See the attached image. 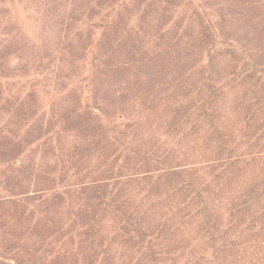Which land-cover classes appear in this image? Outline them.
I'll use <instances>...</instances> for the list:
<instances>
[{
    "label": "trees",
    "instance_id": "trees-1",
    "mask_svg": "<svg viewBox=\"0 0 264 264\" xmlns=\"http://www.w3.org/2000/svg\"><path fill=\"white\" fill-rule=\"evenodd\" d=\"M163 1L166 7L162 12L167 20L151 27L143 20V12L132 22L136 17L134 12L139 11L135 8L144 3L142 0L99 2L97 6L103 10H92L84 16L89 18V31L76 34L79 41L76 51L82 54L75 59L72 47L69 55L74 67L77 63L87 67L85 56L92 58L85 79H79L78 75L72 78L74 71L66 76V70L60 66L51 70L39 55L28 57L20 70L4 69L6 61H0V111L3 113H10L12 109L15 114L13 107L17 106L30 114V108L36 105L34 89L41 78L53 76L57 88L52 96L54 118L39 127L35 137L31 136L33 140L27 141L29 146L43 147L56 135V128L60 132L75 129L81 138L97 137L98 140L93 149L84 150L85 154L79 156L73 167L99 161L96 168L85 167L68 174L34 168V158L26 157L20 162L19 171L10 176L35 180L43 188L29 191L19 184L5 182L7 186L0 203L26 208L37 218L49 213L54 203H68L71 221L65 237L69 240L73 264H260V257L264 255V179L251 180L227 197L230 200L224 211L226 218L233 219L241 213L247 216L242 230L229 235L228 230H220L227 225L217 223V217H222L216 215L210 220L206 214L217 194L199 176L208 173L217 174L215 179L224 175L232 178L238 171L250 170L264 161V116L259 118L260 114L264 115V0H227L225 11L215 9L214 0ZM54 5L51 9L58 7ZM168 28L173 33L171 41L180 44L186 40V32L192 31L190 38L193 34L191 40L197 49L195 58L188 53L181 61V76L186 77L181 79L183 91L175 94L176 80L166 82L159 74L151 73L146 75L148 78L144 76L147 85L136 75L132 89L104 93L100 98L99 91L109 79L108 68L117 67L125 72L126 68L136 67L137 73H143L148 63L142 58L150 59L153 52L163 47ZM103 39L109 41L108 46L101 42ZM116 39L127 42L130 39L129 51L134 58L116 65H108L106 59L101 62L99 51L113 47ZM144 46L147 51L142 50ZM189 46L190 42L184 43L185 49ZM99 64L106 70H100ZM154 68L160 69L155 65ZM143 90L144 97L137 106H132V93ZM230 92L235 95H228L234 98L229 97L227 104L236 106L233 110L221 111L225 95ZM170 94H183L182 103L188 100L189 104L175 108L165 136L169 138L173 134L182 143L187 136L197 137L201 124L214 121L229 124L224 129L230 134L226 137L237 134L242 142L235 149L216 143L215 152L203 154L207 156H202V161L197 163L190 162L194 154L182 155L177 143L179 154L175 157L171 147L174 143L162 154H159L160 142L132 148V140L145 120L143 116L137 118L138 110L147 109L156 101H167ZM55 104L60 106L57 108ZM238 111L243 114L242 122L235 117ZM94 116L101 123L91 126L88 121ZM6 135L16 138L17 132ZM101 149L96 159L95 151ZM16 162L15 157L0 154V170L7 171ZM155 212L160 216L155 217ZM198 219L201 225L194 230L193 223ZM25 221L23 218L22 224ZM174 244L177 247L171 252L169 246ZM208 244L209 248L203 247ZM43 251L40 248L35 253ZM61 254L63 247L60 251L47 252L43 259L52 260L50 257L54 256L58 259ZM31 264H36L35 260Z\"/></svg>",
    "mask_w": 264,
    "mask_h": 264
},
{
    "label": "rangeland",
    "instance_id": "rangeland-1",
    "mask_svg": "<svg viewBox=\"0 0 264 264\" xmlns=\"http://www.w3.org/2000/svg\"><path fill=\"white\" fill-rule=\"evenodd\" d=\"M10 1H12V5H10ZM142 1L144 3L135 8L139 11L134 12L136 17L132 19L133 24L135 19L140 17L141 12H143V17L145 18L143 20H146L148 27L154 24H164V20H167V18L163 15L162 10H165L166 3L163 0ZM99 2H108V0H0V61H6L4 69L8 67L9 69L20 70L25 65L28 57L39 55V57L44 59V65L51 66V70L60 66L66 70L67 75L64 74L66 76L71 75L70 72L74 71V74L71 76L72 78L77 75L79 79L87 78L91 68L89 63L92 58L90 59V56H85V63L88 64L87 67L80 63H77L74 67L69 51L72 47L75 48L72 54L75 59H77L76 55L82 54L77 52L79 41L76 38V34L80 35V31L82 30L85 33L89 31L87 29V20L89 18L84 16H87L92 10L94 12L103 10L97 6V4H100ZM54 3L55 5L58 4V7L51 9V5ZM87 3L89 4L87 5ZM213 3L216 4L215 9L222 8L225 11L228 7L227 0H214ZM78 20L80 21L77 25L76 22ZM80 26L81 29H78ZM191 33L192 31H187L185 35L186 40L183 41V44H180L181 42L171 41L173 33L168 28L163 47L153 52L150 59L142 58L145 63H148L143 73L138 72L140 73L138 74L135 71L136 67L126 68L125 72L117 67L115 69L108 68L110 70L107 73L109 79L106 81L105 87L99 91V97L101 98L104 93L113 94L132 89L134 81L137 78L136 75H140V82L147 85V76L151 73L159 74L158 76L166 82L176 80L174 83V86L177 87L175 94L183 91L181 79H186V77L181 76V61H183V57L188 53L193 58L197 56L196 46L191 40L193 39V34L190 38ZM101 42L104 43V46L109 45V41L106 39H103ZM129 42L124 39H116L113 47L102 48L99 51V54L102 56L101 62L106 59L108 65H116L118 62L134 58L129 51ZM186 42H190V46L187 49L184 48V43ZM177 45H179L178 48H175ZM142 50L147 51V48L144 46ZM137 58L135 57V59ZM97 64L98 61L94 66ZM99 65L100 70H106L102 64ZM154 65L160 67V69H155ZM81 66L84 69L81 70ZM56 90L53 76L41 78L40 84L34 89L36 105L30 108V114L22 111L23 109L17 106L13 107L15 114L12 112V109L9 111L10 113L0 111V154H8L17 160L15 164H11L9 170H0V198L5 194L3 189L6 188L7 182L19 184L23 188H28L29 191L43 188V184L37 183L35 180H25L22 177L17 179L14 176H10L11 173L19 171V166L22 164L20 162L24 161L26 157L34 158L32 162L34 168L38 166L43 170H54L56 173L71 174L85 167L90 170L99 165L98 161L92 164L85 163L80 165V163L76 165L78 167H73L72 164L80 159L79 156L85 154L84 150L87 148L93 149L98 140L97 137L90 140L81 138L75 129L60 132L56 128V135L51 137V140L43 147L33 148L29 146V140H33V137L36 135L35 132L38 131L39 127L46 125L47 121H52L54 118L52 96L55 95ZM175 94H170L171 98L167 101L154 102L150 106H147V109H143L144 111L142 109L138 110L137 113L140 116L137 118L143 116L145 120L143 121V125L141 124L142 128L132 140V148H138L140 145L149 147L155 142H160L159 154H162L167 146L172 145L171 143H177L182 148L180 153L182 155L194 154L190 162L197 163L202 161V156H207L203 154L215 152L216 143L217 145L224 143V147L235 149L242 142L237 134H234L232 137H226V135L230 134L227 131L224 132V129L229 124L226 122H217L215 124L214 121L212 123L201 124L198 136H187L182 143H179L180 137L173 136V134L169 138L165 136L167 126L175 114L177 107L181 104H189L188 100L182 103V99L180 98L185 93L180 95ZM231 94L234 93L230 92L225 95V102L220 106L221 111L223 108L229 110L235 108L236 105L230 106L227 104L229 97L234 98V96H228ZM143 97L144 90L137 94L133 92L130 100L132 101V106H137ZM55 105L57 108L60 106V104ZM172 109L173 111L170 113ZM17 111L21 113L19 116H16ZM263 116L260 114V120ZM235 117L238 121H243V114L240 111L235 114ZM88 122L91 126L101 123L96 116ZM67 127L70 126L67 125ZM11 131L17 132L16 138L6 135ZM177 144L171 146L174 150V157L179 154ZM101 151L102 149L98 150V152L95 151L96 159ZM237 173L239 174L232 178L224 175L222 178L215 179L214 177L217 174L211 176L208 173H203L199 176V180L206 182L207 187L211 190H216L217 194L215 200L209 205L210 210L206 214L210 216V220L217 217L216 215L222 217H217V223L227 225L226 227H221L220 230L225 232L228 230L229 235H236L242 230V226L247 224V216L241 213L235 215L233 219L226 218L224 211L229 207L227 200H230L227 197H231L235 192L243 189L251 180H263L264 161L262 160L257 165H254L250 170H240ZM70 212L71 206L68 203L61 205L54 203L49 207V213L47 212L43 217L37 218L32 216L26 208H13L11 204L0 203V264H16L15 260L18 261L17 264H31L32 260H35L36 264H73L69 240L65 237L67 226L70 225L71 221ZM153 215L157 217L160 216V213L155 212ZM113 217L114 215L112 214L111 218ZM23 218H26L25 225L22 224ZM176 222H179V219ZM10 224L16 225L10 226ZM191 224L192 222H190ZM199 225H201V220H195L193 223L194 230ZM229 226H231V230H229ZM178 230H180L179 227ZM61 238L63 239L61 240ZM210 244L203 247L209 248ZM16 245L18 246L15 249L14 246ZM239 246L244 247L243 245ZM61 247H63V256L61 254L58 259L54 256L50 257L52 260L48 258L44 261L43 256L45 255L46 257L47 252L60 251ZM176 247L177 244L171 245L169 246V250L174 252ZM40 248L44 250L43 253L38 252L36 254L35 251ZM85 257L84 253L83 258ZM260 258V264H264V255ZM231 259L235 260L234 258ZM179 261L177 260V262Z\"/></svg>",
    "mask_w": 264,
    "mask_h": 264
}]
</instances>
